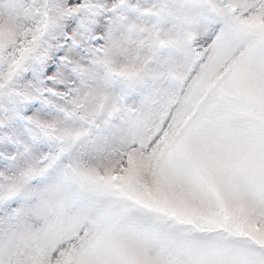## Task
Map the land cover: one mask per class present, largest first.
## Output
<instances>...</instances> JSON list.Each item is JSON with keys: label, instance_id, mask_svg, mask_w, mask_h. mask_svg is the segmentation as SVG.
Wrapping results in <instances>:
<instances>
[{"label": "snow or ice", "instance_id": "obj_1", "mask_svg": "<svg viewBox=\"0 0 264 264\" xmlns=\"http://www.w3.org/2000/svg\"><path fill=\"white\" fill-rule=\"evenodd\" d=\"M0 264H264V0H0Z\"/></svg>", "mask_w": 264, "mask_h": 264}]
</instances>
